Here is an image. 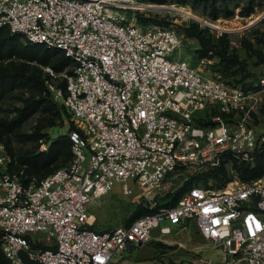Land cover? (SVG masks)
<instances>
[{
	"label": "built area",
	"instance_id": "obj_1",
	"mask_svg": "<svg viewBox=\"0 0 264 264\" xmlns=\"http://www.w3.org/2000/svg\"><path fill=\"white\" fill-rule=\"evenodd\" d=\"M164 8L141 0H0V27L73 62L43 72L75 128L70 161L41 179L12 171L0 142L6 264H110L152 239L153 229V240L169 245L173 228L191 220L216 259L167 264H264V135L250 122L251 97L171 56L181 43L175 30L140 21L163 18ZM259 158L261 176L242 180L235 164ZM223 162L229 180L220 188L194 185L173 207L127 226L89 228L88 207L115 185L125 195L142 190L153 207L165 182Z\"/></svg>",
	"mask_w": 264,
	"mask_h": 264
},
{
	"label": "rangeland",
	"instance_id": "obj_2",
	"mask_svg": "<svg viewBox=\"0 0 264 264\" xmlns=\"http://www.w3.org/2000/svg\"><path fill=\"white\" fill-rule=\"evenodd\" d=\"M162 6L167 7L164 8L163 19L168 21L167 26L175 30L181 41L179 48L171 56L201 70L205 75L218 76L229 88L240 89L249 95L250 105L253 108L250 122L258 135H264V62L257 60L248 51V45L253 50L264 51L259 41L264 38V0H167ZM249 9H252L251 13L248 12ZM184 12L190 13L191 16H187ZM257 19L260 20L251 24ZM193 22L201 28H208L215 39L226 34L228 52L232 51L240 59L245 60L246 72L251 76H247L245 72L232 73L222 69L215 56L200 58L198 41L187 37L184 31ZM20 63L25 62L13 58L1 61L0 68L11 64L20 65ZM26 66L28 71L36 68L34 70L39 72L40 67L35 63L26 62ZM247 85L250 87L245 89ZM30 94L31 91L22 87L7 89L0 100V131L3 129L2 123L9 121L15 115L16 109L22 106L23 100ZM69 121L66 113L58 106L54 112L40 109L19 128L4 134L3 142L10 149L12 159L16 163L17 158L24 153L46 151L52 140L68 132ZM37 127H41L44 137L35 141L30 134ZM60 166L62 165L58 164L57 168ZM15 167V170L23 172L27 168L19 163ZM196 174L198 173L183 171L174 179L165 182L157 196L159 197L157 203H163L161 197L177 188L184 176L191 177ZM145 202L142 190L135 187L131 193L125 195L120 191V186L115 185L108 194L95 200L88 210L95 218L93 226L99 230H107L125 224V220L138 207H145ZM185 225L182 230L173 228L172 234L166 237L170 241L169 245L153 240L159 232L158 229H153L152 239L140 246L117 252L110 264H167L172 260L188 261L196 257L215 260L217 257L215 250L200 236L195 222L191 220ZM155 243L160 244L158 246Z\"/></svg>",
	"mask_w": 264,
	"mask_h": 264
},
{
	"label": "trees",
	"instance_id": "obj_3",
	"mask_svg": "<svg viewBox=\"0 0 264 264\" xmlns=\"http://www.w3.org/2000/svg\"><path fill=\"white\" fill-rule=\"evenodd\" d=\"M145 1V0H141ZM153 4H166L167 0H148ZM149 2V3H150ZM249 13L252 9H249ZM140 21L143 24H160L167 26L168 21L163 18L156 17L141 18ZM185 35L187 37L195 38L199 43L198 56L200 58H208L215 56L218 58L219 64L222 65V69H226L232 73L245 72L247 76H251L246 72V62L240 59L232 51L228 52V41L226 34L221 35L217 39L209 33L208 28H201L197 23H190L185 28ZM264 47V38L259 40ZM248 51L253 54L257 60L264 62V51L253 50L248 45ZM20 59L25 63L20 65H6L0 68V100L6 94L8 88L14 89L16 87L26 88L31 91V94L23 100V104L20 108L16 109L15 115L6 122L2 123L3 129L0 131V142H3V136L6 133H10L19 128L30 116L40 109L44 111H55L56 107H60L66 113L70 120L69 113L63 106L53 100L52 95L47 90L46 79L48 76L43 72V67H50L55 73H61L66 69H69L73 62L65 56V54L56 49H49L43 44H35L25 41L19 34L11 33L6 26L0 27V62L10 59ZM26 62L35 63L39 65L40 69L37 72L36 68L28 71ZM245 75V76H246ZM58 86L65 90L66 82L64 79L57 80ZM250 85L245 86L248 89ZM74 125L69 121L68 132L59 135L56 139L52 140L48 146V149L44 152H27L17 158L16 163L13 161L11 170L19 173L15 170L16 164L25 165L27 168L24 172L25 175L35 176L39 179L51 174L55 170L64 167L68 164L72 157V141L70 139V133L73 131ZM30 137L38 141L44 137L41 133V127H37ZM4 143V142H3ZM5 144V143H4ZM7 151L11 155L10 149L5 144ZM264 149V145H263ZM262 158H259L253 166L250 165H237L239 176L242 180H254L261 176L263 172ZM58 164L62 166L58 167ZM15 167V168H14ZM56 167V168H55ZM229 180V171L226 162H223L219 167L208 170L202 173H198L189 177L187 180L179 183L172 192L166 193L163 197V203H157L158 198L155 200L153 207L149 202H145V207H138L132 215L125 220V224L129 225L134 220L144 215L152 214L161 208H169L176 205L180 197L192 186H206L213 188L222 187ZM90 229L95 231H102L95 228L93 225L89 226ZM159 246L160 243H155ZM45 248V247H44ZM7 261L1 251V232H0V264H6ZM37 264V263H31Z\"/></svg>",
	"mask_w": 264,
	"mask_h": 264
},
{
	"label": "bare ground",
	"instance_id": "obj_4",
	"mask_svg": "<svg viewBox=\"0 0 264 264\" xmlns=\"http://www.w3.org/2000/svg\"><path fill=\"white\" fill-rule=\"evenodd\" d=\"M187 16H191V14L190 13H188V12H184ZM92 218V217H91Z\"/></svg>",
	"mask_w": 264,
	"mask_h": 264
},
{
	"label": "water",
	"instance_id": "obj_5",
	"mask_svg": "<svg viewBox=\"0 0 264 264\" xmlns=\"http://www.w3.org/2000/svg\"><path fill=\"white\" fill-rule=\"evenodd\" d=\"M261 18H262V17H261ZM261 18H260V19H261ZM260 19H257V20H255V21H253L251 24H254L255 22L259 21Z\"/></svg>",
	"mask_w": 264,
	"mask_h": 264
}]
</instances>
